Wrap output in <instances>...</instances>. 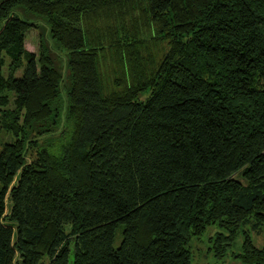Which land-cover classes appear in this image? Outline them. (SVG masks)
<instances>
[{"label": "trees", "instance_id": "trees-1", "mask_svg": "<svg viewBox=\"0 0 264 264\" xmlns=\"http://www.w3.org/2000/svg\"><path fill=\"white\" fill-rule=\"evenodd\" d=\"M210 225L264 264V0H0V264H192Z\"/></svg>", "mask_w": 264, "mask_h": 264}, {"label": "rangeland", "instance_id": "rangeland-1", "mask_svg": "<svg viewBox=\"0 0 264 264\" xmlns=\"http://www.w3.org/2000/svg\"><path fill=\"white\" fill-rule=\"evenodd\" d=\"M33 18V17H31ZM39 32L45 34L47 32V26L44 22L39 21L36 29H31L26 33L25 37V47L35 53L39 50ZM48 41V40H47ZM50 43V41H48ZM52 43V42H51ZM52 45V44H51ZM55 59V67L58 69L62 75L65 76L66 73V54L58 48H54L52 53ZM8 60L4 66V73H6ZM22 68L16 72V76L21 75ZM6 137V136H5ZM218 231L217 225L208 226L205 231L199 236H194L190 239L187 248L190 254V261L192 264H241L238 253L241 252L242 244V234L238 233L233 239L230 247L228 248L226 254L222 257H216L211 249L212 243L210 237ZM252 239L254 244L261 246L264 243V226L257 235L255 232L251 231ZM119 240L116 238L114 245H117Z\"/></svg>", "mask_w": 264, "mask_h": 264}]
</instances>
